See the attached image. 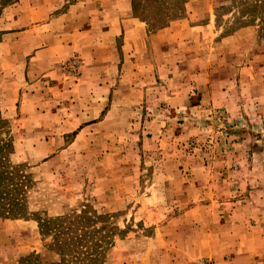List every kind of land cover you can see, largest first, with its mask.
Listing matches in <instances>:
<instances>
[{
  "label": "rangeland",
  "instance_id": "obj_1",
  "mask_svg": "<svg viewBox=\"0 0 264 264\" xmlns=\"http://www.w3.org/2000/svg\"><path fill=\"white\" fill-rule=\"evenodd\" d=\"M8 1L0 107L34 186L29 217L0 215V264H264L261 27L230 0L145 4L152 20L134 16L142 39L126 42L136 61L118 39L121 62L53 74L27 65L37 42L7 30ZM160 9L175 19L162 26ZM73 214L94 238L62 252L39 220Z\"/></svg>",
  "mask_w": 264,
  "mask_h": 264
},
{
  "label": "crops",
  "instance_id": "obj_2",
  "mask_svg": "<svg viewBox=\"0 0 264 264\" xmlns=\"http://www.w3.org/2000/svg\"><path fill=\"white\" fill-rule=\"evenodd\" d=\"M12 8L7 30L19 32L20 40L37 42L29 48V66L54 74L73 58L81 68L102 61L116 64L122 61L117 60L118 39L127 49L123 61H136L126 42L136 33L140 43L144 24L134 18L132 0H16Z\"/></svg>",
  "mask_w": 264,
  "mask_h": 264
},
{
  "label": "trees",
  "instance_id": "obj_3",
  "mask_svg": "<svg viewBox=\"0 0 264 264\" xmlns=\"http://www.w3.org/2000/svg\"><path fill=\"white\" fill-rule=\"evenodd\" d=\"M2 1L0 0V2ZM4 1L0 4V16L3 7L9 2L8 0ZM162 1L132 0L133 15L148 23L152 19L150 20L148 13L145 14V4L154 5L153 3H157L162 8V5L159 4ZM224 8L228 12L237 11L238 20H241L242 25L257 24L264 34V0H230V5ZM155 17L157 22L164 21L162 26L175 19L169 15H164L161 9L156 11ZM9 132V121L3 117L0 107V215L7 218H27L32 214L29 210V193L34 183L31 175L26 172V165L16 164L11 160V156L14 154V143ZM90 223H92L91 218H88L86 214L39 220L42 234L51 235L54 233L57 239L56 244L62 252L63 250H77L88 244L89 240H93V235L86 230ZM101 243L102 238L92 241V245L96 249L101 246H98ZM88 257L91 260L90 264H96L99 255L89 253Z\"/></svg>",
  "mask_w": 264,
  "mask_h": 264
}]
</instances>
